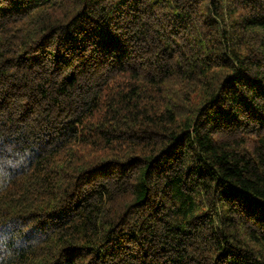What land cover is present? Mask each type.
<instances>
[{
	"label": "trees",
	"instance_id": "obj_1",
	"mask_svg": "<svg viewBox=\"0 0 264 264\" xmlns=\"http://www.w3.org/2000/svg\"><path fill=\"white\" fill-rule=\"evenodd\" d=\"M0 264H264V0H0Z\"/></svg>",
	"mask_w": 264,
	"mask_h": 264
}]
</instances>
